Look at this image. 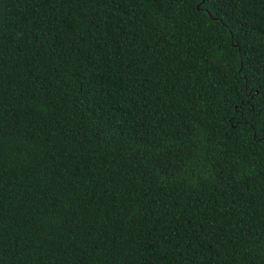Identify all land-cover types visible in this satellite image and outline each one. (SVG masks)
<instances>
[{
  "label": "trees",
  "instance_id": "1",
  "mask_svg": "<svg viewBox=\"0 0 264 264\" xmlns=\"http://www.w3.org/2000/svg\"><path fill=\"white\" fill-rule=\"evenodd\" d=\"M0 264H264V0H0Z\"/></svg>",
  "mask_w": 264,
  "mask_h": 264
}]
</instances>
